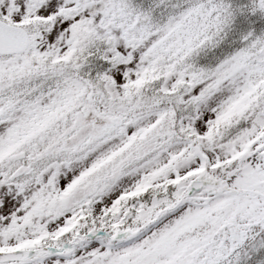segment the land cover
<instances>
[{
    "label": "snow or ice",
    "instance_id": "snow-or-ice-1",
    "mask_svg": "<svg viewBox=\"0 0 264 264\" xmlns=\"http://www.w3.org/2000/svg\"><path fill=\"white\" fill-rule=\"evenodd\" d=\"M0 264H264V0H0Z\"/></svg>",
    "mask_w": 264,
    "mask_h": 264
}]
</instances>
